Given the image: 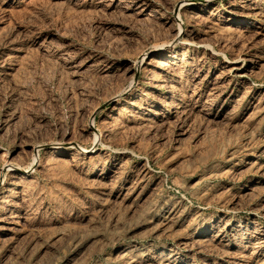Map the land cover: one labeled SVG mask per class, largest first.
<instances>
[{"label":"rangeland","instance_id":"obj_1","mask_svg":"<svg viewBox=\"0 0 264 264\" xmlns=\"http://www.w3.org/2000/svg\"><path fill=\"white\" fill-rule=\"evenodd\" d=\"M0 264H264V0H0Z\"/></svg>","mask_w":264,"mask_h":264},{"label":"bare ground","instance_id":"obj_2","mask_svg":"<svg viewBox=\"0 0 264 264\" xmlns=\"http://www.w3.org/2000/svg\"><path fill=\"white\" fill-rule=\"evenodd\" d=\"M96 138H97V141L99 140V137L98 136H96ZM68 144H70V143H68ZM11 167V165H9V164H7V166L5 167V169H9Z\"/></svg>","mask_w":264,"mask_h":264}]
</instances>
